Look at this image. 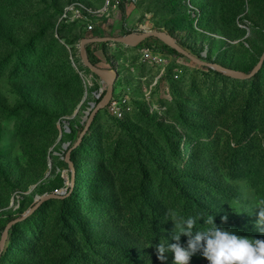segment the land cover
<instances>
[{"label": "rangeland", "instance_id": "rangeland-1", "mask_svg": "<svg viewBox=\"0 0 264 264\" xmlns=\"http://www.w3.org/2000/svg\"><path fill=\"white\" fill-rule=\"evenodd\" d=\"M79 7L92 15L76 16ZM148 32L249 75L264 54V0H121L109 10L105 0H0V240L5 220L68 187L64 146L76 144L106 89L83 66L81 41ZM164 46L152 38L136 49L87 47L91 64L118 71L114 99L126 98L128 111L97 113L72 154L71 194L12 227L0 264H173L172 252L160 261L155 249L177 243L172 213L195 218L193 231L210 227L203 220L215 213L225 229L264 240L255 227L264 201V64L241 81ZM146 49L164 64L145 62ZM189 239L178 243L186 249ZM188 264H208L199 246Z\"/></svg>", "mask_w": 264, "mask_h": 264}, {"label": "water", "instance_id": "water-1", "mask_svg": "<svg viewBox=\"0 0 264 264\" xmlns=\"http://www.w3.org/2000/svg\"><path fill=\"white\" fill-rule=\"evenodd\" d=\"M152 38L160 40L165 46H167L171 50L175 51L178 55L183 56L187 60L193 62L197 66L210 69L212 71L221 73L225 76L231 77V78L236 79V80L251 81L260 72V70L262 69L263 64H264V54H263L258 65L254 69V71L249 75H245V74L238 73V72H235L232 70H228V69H226L222 66H219L217 64L206 63L200 59H196V58L192 57L180 45H178V43L172 37H170L168 34L163 33V32L143 33V34L139 35L136 40H132L129 36L124 37V38H117V39H84V40H82L81 45H80V57H81L82 64L87 70H89L95 76L101 78L103 80V82L106 84L104 97L102 98V100L100 101L99 104L94 103V104L90 105L91 109L89 112L86 113V117H85V121H86L85 127H84L78 141L76 142V144L69 149H68L69 144H66L64 146L66 153H65V156L63 159L66 162V165H67L68 170L70 172V180L68 182L65 181V184H68V187H64L60 191H56V192L51 193V194H46L42 197L37 198L35 205H33L28 210H26L20 218H16L7 224L4 231L2 232V236H1V240H0V257L2 255V252L6 248L7 239H8L9 232H10L12 227H14L15 225L22 223L25 220H27L28 218H30L39 209V207L43 203L50 201V200H61L70 194V192L72 191V189L74 187V173H75L73 163L71 162V154L81 144L83 138L85 137V135L90 130L92 122H93L95 116L97 115V113L99 111H103V110L107 109L110 106V104L112 103V101L114 100L115 86H116V82L119 79L118 71H116L114 69L113 70H102V69L92 65L90 60H89L88 54H87V47L91 46V45H99V44H105V45H107V44H119V45L125 46L127 48L136 49V48L140 47L144 42H146L147 40L152 39ZM202 58L203 57H201V59ZM107 78H109V79L107 80ZM68 189H69V191H67Z\"/></svg>", "mask_w": 264, "mask_h": 264}, {"label": "clouds", "instance_id": "clouds-1", "mask_svg": "<svg viewBox=\"0 0 264 264\" xmlns=\"http://www.w3.org/2000/svg\"><path fill=\"white\" fill-rule=\"evenodd\" d=\"M256 208L259 211L255 227L264 234V227H261L264 225V201H261ZM221 219L226 220V217ZM170 220L174 224V229L178 230V233L173 231L171 237L177 243L169 244L167 249L165 243L160 241L155 245L157 259L160 261L166 259L164 253L167 250L174 254L173 264H188L190 257L199 246L202 257L208 264H264V240L238 235L236 231L217 227L212 215H209L206 221L203 220V224L210 225L205 230L193 231L197 223L193 217H177L172 213ZM181 235L192 237L186 249L178 243Z\"/></svg>", "mask_w": 264, "mask_h": 264}, {"label": "built area", "instance_id": "built-area-1", "mask_svg": "<svg viewBox=\"0 0 264 264\" xmlns=\"http://www.w3.org/2000/svg\"><path fill=\"white\" fill-rule=\"evenodd\" d=\"M135 1L137 0H124V2L127 3H133ZM120 3L121 0H105V6L107 10L118 9ZM84 12L87 14L88 17L92 15L87 9L83 7H79L75 11V15L81 17L82 13ZM87 16L86 18H84L85 22L87 23V31L88 33H93L95 32V28L92 22L89 21V18ZM142 53L143 57L146 58L145 62L148 61L150 62V64H164V58L160 54H155L149 49L144 50ZM163 54H165V52ZM126 92H130L129 88L126 90ZM101 94H103V92ZM108 108L113 113V115H115L116 118L121 119L124 113L128 111V100L126 98H122L119 101H116L114 99Z\"/></svg>", "mask_w": 264, "mask_h": 264}, {"label": "trees", "instance_id": "trees-1", "mask_svg": "<svg viewBox=\"0 0 264 264\" xmlns=\"http://www.w3.org/2000/svg\"><path fill=\"white\" fill-rule=\"evenodd\" d=\"M164 49L166 50V51H168V52H170V53H172V54H174V55H178L175 51H173V50H171L170 48H168L167 46H164ZM164 50V51H165ZM87 52L89 53V49H87ZM259 63V62H258ZM258 63H257V65H258ZM92 65H94V66H96L93 62H92ZM100 103V101L99 102H97L96 104H99ZM86 124V123H85ZM85 124H84V127H85ZM84 127H83V129H84ZM84 139V138H83ZM83 141V140H82ZM69 148H71V147H69ZM68 148V149H69ZM76 150V149H75ZM74 152V151H73ZM73 152H72V154H73ZM66 153V152H65ZM71 154V162H72V158H73V155ZM64 156H65V154H64ZM73 163V162H72ZM73 166H74V164H73ZM75 168V167H74ZM68 172H69V170H68ZM74 172H75V169H74ZM75 174V173H74ZM68 180H70V172L68 173ZM74 181H75V179H74ZM74 189V188H73ZM67 191H69V189L67 190ZM72 192V191H71ZM71 192H70V194H71ZM69 194V195H70ZM68 195V196H69ZM64 199H66V197L64 198ZM64 199H61V201L62 200H64ZM199 205V204H198ZM199 208H200V206H199ZM212 216H213V222L215 223V225H217V226H219V227H223V228H225L224 226H227L228 225V221H227V219L226 220H223L222 221V217L223 216H221V215H217V214H215V213H212L211 214ZM12 220H14V219H10V218H8L7 220H5L4 221V225L1 227L2 229H3V231H4V229H5V227L7 226V224L9 223V222H11ZM20 224V223H19ZM18 225V224H17ZM17 225H15V226H17ZM244 226H243V224H241V223H239V222H237L236 223V229H241V228H243ZM6 250V249H5ZM4 250V251H5ZM3 253V252H2Z\"/></svg>", "mask_w": 264, "mask_h": 264}, {"label": "bare ground", "instance_id": "bare-ground-1", "mask_svg": "<svg viewBox=\"0 0 264 264\" xmlns=\"http://www.w3.org/2000/svg\"><path fill=\"white\" fill-rule=\"evenodd\" d=\"M148 33H150V32H148ZM138 36L139 35H133V36H131L130 38L132 39V40H136L137 38H138ZM109 78H107V80H108Z\"/></svg>", "mask_w": 264, "mask_h": 264}, {"label": "crops", "instance_id": "crops-1", "mask_svg": "<svg viewBox=\"0 0 264 264\" xmlns=\"http://www.w3.org/2000/svg\"><path fill=\"white\" fill-rule=\"evenodd\" d=\"M98 51V50H97ZM99 53H101V52H96V53H94V55L96 56V57H98L99 58ZM100 59V58H99Z\"/></svg>", "mask_w": 264, "mask_h": 264}]
</instances>
